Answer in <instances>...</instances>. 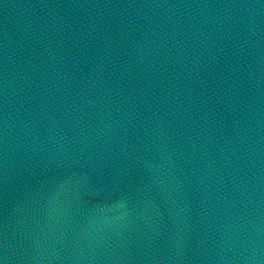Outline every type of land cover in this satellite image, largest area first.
Listing matches in <instances>:
<instances>
[{
  "label": "water",
  "instance_id": "water-1",
  "mask_svg": "<svg viewBox=\"0 0 264 264\" xmlns=\"http://www.w3.org/2000/svg\"><path fill=\"white\" fill-rule=\"evenodd\" d=\"M3 264H264V0H0Z\"/></svg>",
  "mask_w": 264,
  "mask_h": 264
},
{
  "label": "snow or ice",
  "instance_id": "snow-or-ice-1",
  "mask_svg": "<svg viewBox=\"0 0 264 264\" xmlns=\"http://www.w3.org/2000/svg\"><path fill=\"white\" fill-rule=\"evenodd\" d=\"M0 264H3V262H2V261H0Z\"/></svg>",
  "mask_w": 264,
  "mask_h": 264
}]
</instances>
